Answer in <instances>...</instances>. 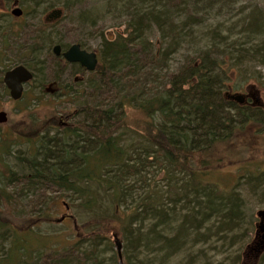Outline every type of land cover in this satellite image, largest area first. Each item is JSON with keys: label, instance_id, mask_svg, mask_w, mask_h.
<instances>
[{"label": "trees", "instance_id": "obj_1", "mask_svg": "<svg viewBox=\"0 0 264 264\" xmlns=\"http://www.w3.org/2000/svg\"><path fill=\"white\" fill-rule=\"evenodd\" d=\"M116 1H120L129 10L125 32L117 33L114 37L100 33L101 41L96 51L98 64L93 71L85 70L76 62L69 63L56 57L64 65L62 67L57 61L55 66V85L63 91H59L62 95L69 100L78 96L79 92L73 84H86L92 89L82 105L77 106L75 113H72L73 116L84 113L85 117L63 121L51 116L39 123V127L36 126L28 135L32 136L28 138H33L37 143L36 152L28 159L24 157L28 163L27 169L16 177V181L20 177L25 178L22 181L28 189L49 185L56 192L59 191V195L69 197L70 203L62 202L66 209L77 200L76 206L89 211L88 218L79 225L77 240L71 245L74 250L83 249L84 257L77 259L69 250H55L57 252L50 257H37L32 261L28 260V255L24 260L22 258L29 252L28 248L26 245H17L9 255L14 253L16 261L19 257L22 260L13 264H38L41 259L48 264H87L90 258L99 255L98 247L102 243L112 250L113 234L120 235L128 252L148 245V240L154 239L157 242L162 240L168 247L173 245L171 253H175L174 246L180 243L177 240L179 235L166 232V237H161L156 232L158 225L174 221L170 213L174 207L163 208L159 201L160 193L148 190L133 209H118L127 201L133 185L138 181L134 180L133 175L139 174L151 163L165 169L167 180L179 183L175 184L174 205L185 200L193 202L195 206L187 209L189 206L186 205L182 217L175 218L178 221V232H184V239L191 234L200 235L199 230L204 220L216 216L218 211L222 213L220 226L215 227V235L231 233L240 227L242 214L236 190L228 188L218 194L220 190L214 183H202L198 178L208 171L205 168L209 165L214 150L229 148L237 151L232 146L237 130L253 122L257 124V132L264 134L262 107L240 104L225 96L229 87V71L237 65H245L253 58L251 52L256 40L228 42L227 38H222L219 24H214L209 32L211 35L206 48L197 50L189 59H184L161 74L169 56L176 53L187 38L186 32L204 24V19L208 18L204 10L216 8L221 0ZM19 3L25 9H34L39 5L34 0H19ZM224 5L222 2L217 8L221 9ZM2 17H5L4 14H0V20ZM55 23L46 19L40 22L32 43L25 50L28 59L17 62L32 72L30 81L41 71L35 59L39 49L46 45L47 53L54 55L53 45L65 46L60 40L48 36V28ZM261 24L259 19L247 15L243 21V29L248 34L251 32L250 28L260 27ZM23 28L25 29L24 25L19 22L0 24L1 45L6 46L16 39L17 47H20L22 44L17 43V38ZM151 30L159 35L157 45L149 38ZM80 45L83 48V43ZM226 53H229L227 57ZM141 55L152 64L148 71L140 64ZM261 56L264 57V54L261 53ZM69 65L74 66L75 72H87L86 77L70 84L64 82L60 76L65 71V66ZM103 92L107 96L101 98L100 94ZM24 94L25 91L22 97ZM134 113L140 114L141 118L132 125L127 119ZM53 130L54 134H50ZM127 139H130L129 144L126 143ZM8 142L2 146L3 151ZM13 174L16 176L15 172ZM127 179L132 184H127ZM242 179L255 191L261 185L264 186V170L247 168L237 176V181ZM142 183L146 188L150 185L146 180ZM261 190L264 191V188ZM202 192L206 197V206L203 204L205 201H199V194ZM108 196L111 197V212H107V209L100 210L104 198ZM53 214L55 212L50 210L16 217L7 203L5 207L0 205V230L4 232L2 237L7 239L9 234H35L33 229L41 223L52 222ZM37 236V239L47 237ZM180 244H184V241ZM9 255L4 264L9 263ZM239 258L237 256L234 261L237 262ZM119 259L117 252L110 256L111 264H117ZM98 262L102 264V258ZM123 264L136 262L127 258ZM259 264H264V250L259 257Z\"/></svg>", "mask_w": 264, "mask_h": 264}, {"label": "rangeland", "instance_id": "obj_2", "mask_svg": "<svg viewBox=\"0 0 264 264\" xmlns=\"http://www.w3.org/2000/svg\"><path fill=\"white\" fill-rule=\"evenodd\" d=\"M14 1L16 3H13ZM34 1L38 2L39 5L37 7L25 9L19 3V0H0V14L5 16L1 18L0 24H7L8 22L16 24L19 22L25 27L17 38V41H19L17 43L22 44L20 47H17L16 39L15 43L10 41L6 46L1 45L0 41V78L4 68L16 65L20 59H28L25 55L26 47L32 43L35 30L40 22L46 19V15L52 9H61L62 12L58 18L49 20L56 23L48 28V36L60 40L65 45L63 46L64 48L72 43H83V48L96 52L101 41L100 33L108 37H114L117 33L125 32L129 10L124 5L122 6L120 1ZM222 2L225 4L224 7L221 9L217 8L222 5ZM47 4H49V7L46 8ZM15 6L22 9L23 13L20 16L11 14V10ZM204 12L208 17L204 19V24L192 27L186 32L187 38L183 40L177 52L169 56L161 74L169 69L171 70L179 62H183L184 59H189L197 50L206 48L211 35L209 32L214 27V24H219L221 36L223 39L227 38L228 42L244 43L256 40L253 43L255 46L251 52L253 53V58L247 61L245 65H237L229 71L230 80L227 81L229 87L226 91L243 93L246 105L251 107L258 106L264 109V57L261 56V53L264 54V45H262L264 40V0H233L232 2L221 0L216 5V8L205 9ZM247 15L259 19V22L262 23L260 27L250 28L251 32L248 34L243 29L245 28L243 21ZM149 38L155 42V45L158 44L159 35L155 30L149 32ZM47 49L46 45H44L37 52L35 59L38 67L41 68L40 74L26 84L25 94L20 100L17 102L10 101L6 92H3L2 84H0V110H4L7 116L6 122L0 123V205L5 207L7 203L16 217H25L34 215L38 211L48 212L52 210L55 212L52 215L54 220L50 223L39 224L33 229L35 234L27 233L19 236L9 234V237L4 239L2 237L4 232L0 230V264L6 262L10 251L13 248L16 249L17 245H26L28 248L29 252H26V256L22 258L24 260L27 259L28 255V260L32 261L37 257H50L57 252L55 250H58V252H68L69 250L73 257L77 259L84 257L83 249L80 251L74 250L71 245L77 240L76 237L80 231L79 225L88 218L90 215L89 211L76 206L77 200H74L69 208H64L62 202L70 203L69 197L59 195L60 192H56L49 185L38 189H28L24 181H22L25 178L20 177L17 181L12 179L17 177V175L21 176L26 171L28 163H26L24 157L28 159L36 152V141L33 138H28L32 137L28 135L33 129L51 116L63 121L82 119L85 117L84 113H76L74 116L72 113H75V108L82 105L83 100H86V97L92 92L90 87L81 83L78 86L73 84V87L79 92L74 99L69 100V98L62 95L60 92L63 91L57 89L55 85V66L59 60L53 54L47 53ZM227 55L229 53H226L225 57ZM141 56L140 64H143L144 70L148 71L152 64H149L143 55ZM59 63L64 67L62 61H59ZM64 70L60 77L69 84L83 80L87 73L75 72L73 65L65 66ZM244 78L246 79L244 80ZM110 89H112L111 85ZM105 93L100 94V97H106L107 94ZM127 112L131 113L129 109H127ZM139 118H141L140 114L134 113L127 120L133 125ZM256 126L257 124L250 122L243 126L242 129L236 131L232 142L234 143L232 146L237 148L236 152L234 150L231 151L229 148H227L229 151L223 148L214 150L210 156V163L205 168L208 171L198 178L202 183H214L221 191H218V194L223 193L228 188L236 190V195L239 197L238 203L241 205L240 214H242L238 230L215 235V227L220 226L219 219L222 213L218 211L217 217L213 215V217L205 219L206 221L204 220L199 230L200 235L195 233L184 239V232H178V221H175V218L182 217L186 211V205L189 206L187 208L189 209L194 204L193 202L188 203L182 200L174 205L175 184L178 185L179 183L167 180L165 169L156 163H151L139 174L133 175L134 180L137 179L138 181L133 185V191L127 201L118 209L123 210L125 207L133 209L145 192L156 190L160 193L159 201L163 204V208L167 207L170 209L174 207L170 211L174 221L167 225H158L156 232L160 233L161 237H166V232L170 233V235L178 234L177 240L180 243L184 241V244L175 245L174 249L176 252L171 253L173 245L168 247L163 244L162 240L157 242L153 241L154 239H150L148 240V245H143L138 249L136 247L135 250L132 249V252H128L120 235H118L122 241V246L121 258L117 264H123L127 258H131L136 264H209L219 262L225 264H259V257L263 250L258 251L259 247L256 244V232L259 224L257 212L259 209H264V191L261 190L264 186L261 185V188L253 191L245 184L243 179L237 181V176L242 174L247 168L258 171L264 170V134L258 133ZM50 132V134H54V130ZM6 142H8V146L3 153V147ZM129 142L130 139H127L126 143L129 144ZM12 172H15L16 176ZM23 176L25 177V175ZM178 177L183 178L182 175H178ZM143 180L150 184L147 188L144 187ZM127 184L130 185L132 183L128 180ZM199 195H201L199 201L201 203L205 201L203 204L206 206L204 193L202 192ZM110 202L111 197H105L100 210L104 211L107 209V212H111L113 209H111ZM63 217L65 218L61 219ZM58 219H61V221H57ZM37 234L46 235L47 237L45 239H37L39 237ZM144 240L147 241V239ZM113 241H111L112 250L102 243L98 247L99 255L96 257L94 255L87 261V264H99L98 260H101V258L103 260L102 264H111L110 256L117 252ZM38 243L41 245L45 244L36 246ZM86 248L88 249L89 247L87 246ZM237 256L240 258L236 262L234 260ZM22 259L19 257L18 261ZM8 260L10 264L18 262L14 253L9 255ZM38 264H48V262L41 259Z\"/></svg>", "mask_w": 264, "mask_h": 264}, {"label": "water", "instance_id": "obj_3", "mask_svg": "<svg viewBox=\"0 0 264 264\" xmlns=\"http://www.w3.org/2000/svg\"><path fill=\"white\" fill-rule=\"evenodd\" d=\"M16 3V2H14ZM61 9H52L47 15L46 20H51L58 18L61 15ZM11 14L14 16H20L22 14V9L20 7L15 6L11 10ZM52 51L54 55L58 56L61 54L62 58H64L68 62H76L80 66L84 67L87 71H93L98 64V56L95 51H89L85 48H82L79 43H72L65 50L61 51V45L55 44L52 47ZM33 77L32 72L23 64H17L10 69L6 70L3 76V82L6 87L9 89V95L14 100L19 99L22 96L23 85L31 80ZM225 96L228 99L234 100L238 103H244L245 95L240 92H225ZM6 113L4 111L0 112V122L5 121ZM257 216L259 217L258 229L256 232V236H259L258 251L264 250V209H259L257 212ZM62 219V218H61ZM58 219L57 221H61ZM113 240L116 246V251L118 256H121V246L122 243L119 237L116 234H113Z\"/></svg>", "mask_w": 264, "mask_h": 264}, {"label": "flooded vegetation", "instance_id": "obj_4", "mask_svg": "<svg viewBox=\"0 0 264 264\" xmlns=\"http://www.w3.org/2000/svg\"><path fill=\"white\" fill-rule=\"evenodd\" d=\"M67 48V47H66ZM66 48H63L62 46H61V51H63V50H65ZM55 57H58V58H62V56H61V54L60 55H58V56H56L55 55ZM63 60H65L64 58H62ZM66 61V60H65ZM68 62V61H67ZM69 63H72V62H69ZM17 65V64H16ZM15 66V65H14ZM25 66V65H24ZM11 67H13V66H11ZM11 67H7V68H4L3 69V72H2V76H1V78H0V84H2V86H3V92H6V94L8 95V97H9V100L10 101H12V102H17L19 99H16V100H14L13 98H11V96L9 95V89L6 87V85L4 84V82H3V76H4V73L6 72V70H8V69H10ZM86 70V69H85ZM30 81V80H29ZM28 81V82H29ZM28 82H26L24 85H23V92H22V95H23V93H24V91H25V87H26V84L28 83ZM0 97H1V93H0ZM244 103H245V101H244ZM1 111H4V110H0V112ZM5 112V111H4ZM6 113V112H5ZM6 120H7V116H6V119H5V121H3V122H0V123H4V122H6ZM10 139V138H9ZM3 153H4V151H3ZM12 171V170H11ZM13 174V173H12ZM12 179H15L16 180V177H14V178H12ZM10 180H11V178H10ZM66 217V216H65ZM64 217V218H65ZM258 240H259V236H257V242H258ZM262 251V250H261Z\"/></svg>", "mask_w": 264, "mask_h": 264}, {"label": "bare ground", "instance_id": "obj_5", "mask_svg": "<svg viewBox=\"0 0 264 264\" xmlns=\"http://www.w3.org/2000/svg\"><path fill=\"white\" fill-rule=\"evenodd\" d=\"M120 258H121V256H120Z\"/></svg>", "mask_w": 264, "mask_h": 264}]
</instances>
